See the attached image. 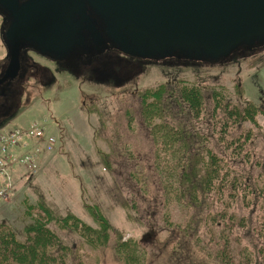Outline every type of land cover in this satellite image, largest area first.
<instances>
[{"label": "rangeland", "instance_id": "374dc122", "mask_svg": "<svg viewBox=\"0 0 264 264\" xmlns=\"http://www.w3.org/2000/svg\"><path fill=\"white\" fill-rule=\"evenodd\" d=\"M35 55H30V60L37 65L19 85L18 104L8 118L0 119V134L34 128L44 136H53L57 143L52 152L41 154L36 172L17 170L13 175L11 193L0 202V234H12L15 241L27 243L31 234L25 230L42 218L43 206L53 217L46 228L57 238L49 251L62 264L63 256L66 264H125L119 260L115 245L127 240L133 241L140 264H206L195 246L208 248L195 240L196 231L226 256L230 255L229 246L234 247L235 264L249 263L252 253L255 264H264L260 245H255L262 241L253 232L255 225L257 231L264 225V47L215 64L153 63L145 68L134 64L105 79L83 67L75 74L56 71L47 59ZM159 86L173 92L167 110L173 115L181 90L195 87L203 95L198 118L191 119V112L182 104L185 116L180 120L197 129L199 136L192 138L198 143L192 145V152L207 146L216 153L224 177L216 182L220 187L208 195L209 199L215 196L213 200L205 205L202 195L198 208L188 196L189 206L180 194L170 191V180L163 182L169 178L168 168L164 166L162 177L160 166H156L152 125H145L140 104ZM215 98L222 104L221 111H213ZM226 103L256 108L253 119L247 117L241 124L228 122L233 125L232 138L222 137L219 122L220 113L229 111ZM233 172H238L235 177L239 183L247 184L234 194L225 186ZM224 210L242 214L237 217L244 218L243 225H235L234 232L231 227L228 230V216L206 220L205 227L200 223L188 234L183 231L188 216L192 219L195 214ZM94 213L101 214L111 228L108 241L102 245H90L92 240L81 224L62 221L73 215L97 229ZM213 222L220 229H214L215 239L227 234L228 248L212 242L209 228Z\"/></svg>", "mask_w": 264, "mask_h": 264}, {"label": "water", "instance_id": "95a60500", "mask_svg": "<svg viewBox=\"0 0 264 264\" xmlns=\"http://www.w3.org/2000/svg\"><path fill=\"white\" fill-rule=\"evenodd\" d=\"M0 5L11 20L5 36L9 64L0 84L16 77L25 44L56 61L65 52L74 54L86 31L99 48L104 37L125 55L211 64L264 44V0H0Z\"/></svg>", "mask_w": 264, "mask_h": 264}, {"label": "trees", "instance_id": "16d2710c", "mask_svg": "<svg viewBox=\"0 0 264 264\" xmlns=\"http://www.w3.org/2000/svg\"><path fill=\"white\" fill-rule=\"evenodd\" d=\"M157 89V91L145 95L140 104L145 125H152L150 129V137L153 144L156 146V166H160V174L162 177L164 176V169L166 168L167 170L168 168L169 178H163V182L170 180L167 186L168 189L172 192L180 194L183 201L188 206L189 204L186 202L187 196L191 200L192 204L198 208L201 205L200 199L202 198V195L205 196L204 204L206 205L215 197L212 196V198L209 199L208 195L211 190H214L217 185L220 187V184H217L216 182L219 179L222 181L224 177L219 164L221 158L212 150L208 149L207 146L197 149L195 148V152L193 153L192 145L197 144L198 139L192 137L199 136L195 132L197 129L195 126L184 125L180 120V116H185L184 111L182 110L184 109L183 105L188 113L189 111L191 112V119L198 118L199 111L203 109V95L201 91L195 87L181 90L175 101L179 105L177 111L173 115L170 111H167L170 109L171 98H173L172 90L163 86H159ZM216 100L217 98H215V100L213 99V111H218L219 109L221 111L222 104ZM225 105L226 107H229V111L222 112L225 116L220 113L219 119L220 127L222 126L221 131L225 133H222V137L232 138L233 125L228 124V122L233 121L241 124V121L247 117L248 119H253L256 108L250 104L244 107L230 103H226ZM168 113H170L173 118L169 117ZM156 120L159 122L158 124H155ZM182 124L184 126H182ZM225 146L228 145L225 144ZM237 173L238 172H233L234 176L232 177V180L230 179L231 182H225V186L228 188L230 186V190L233 194L236 190H244L247 188V184L238 182L235 177ZM177 201L179 203L181 202L180 199ZM41 211L43 214L42 218L36 219L34 223L27 226L25 230L27 234H31L27 243L15 241L12 234H0V264H62L56 261L55 253L49 251V247L54 246L57 243L56 236L46 228V225L53 219V217L48 209L43 206L41 207ZM91 215L98 223L97 229H92L91 227L82 224V222L73 215H68L62 221L67 223V221L73 220L77 224H81L85 233L92 240L90 245L105 244L109 239L108 231L111 230V228L101 214L94 213ZM238 215L243 216L242 214H228L226 210L219 213L208 212V214H195L192 219L189 218L190 216L185 219L186 221L182 228L183 231L188 234V230L191 229L195 231L196 226L200 227L203 225V227H205L206 220H214L216 218L223 219L229 216L226 224L228 225L227 229L229 230L231 227L232 232H234V229L237 227H235V225H243L244 221V218H238ZM258 215L259 214H257L256 217ZM261 216L262 224H264V214H261ZM196 217L198 218L196 219ZM260 228L261 229L257 231L255 225L253 232H255L256 236H258L262 241L257 242L255 245H260L259 252L263 257L264 262V251H262L264 249V225H260ZM209 229L212 235V242L215 244L223 243V245L228 248L226 245L227 234H223L220 237L218 236V238L215 239L216 234L214 229L216 231H219L220 229H218L217 224L214 222L213 228ZM183 231L182 233L186 236ZM195 240L201 242V244L208 248L207 250H203L201 246H195V248L200 249V252H202V258L204 260H200L204 263L235 264L234 262L237 259V254L234 247L231 248L229 246L228 254L230 255L226 256L225 252H222L219 246L216 248L209 246L211 241L204 239L201 234L197 233V231L195 234ZM132 245L133 241L131 240L117 242L115 245V251L118 254L119 260L123 261L125 264H140L138 254L135 253L134 245ZM61 261L66 264L64 256ZM247 262L249 263L238 264H255L256 259H254L253 253L247 259ZM199 263L202 264L201 262Z\"/></svg>", "mask_w": 264, "mask_h": 264}, {"label": "flooded vegetation", "instance_id": "af4514ba", "mask_svg": "<svg viewBox=\"0 0 264 264\" xmlns=\"http://www.w3.org/2000/svg\"><path fill=\"white\" fill-rule=\"evenodd\" d=\"M4 1V0H3ZM26 0H19V3H23ZM10 16L3 6L0 5V43L1 45V57H0V79L5 75L6 70L8 69L9 64V55L7 51V45L5 41L6 33L9 30L10 26ZM98 30H101L99 24L95 26ZM92 37V38H91ZM97 38L94 37L93 33L90 31L85 32L84 44H81L74 49L75 53L71 54L65 52L56 59V62L52 59L44 56H40L28 44H25L21 54L19 56V71L15 78L7 79L0 84V119L8 118L12 110L19 102V85L24 80L26 74H28L35 65L36 61L30 60V55H35L37 57H42V60L47 59L51 65L54 66V69L59 72H67L68 74H75L78 69L87 68L88 71L92 72L93 75H96L100 79L109 78L111 74L117 73V70L120 69H130L134 67V64L142 66L145 68L147 65L156 63H163L167 65L177 64L179 62L176 57H165L162 59H152L146 57H137L133 55H125L120 52L115 44L102 38L104 44L103 47L99 48ZM6 50V52H4ZM32 52V53H30ZM34 53V54H33ZM65 55L63 58L62 56ZM45 58V59H43ZM166 59V60H165ZM192 61V60H190ZM194 64H204L202 61H193ZM119 70V71H120ZM122 75V74H121Z\"/></svg>", "mask_w": 264, "mask_h": 264}, {"label": "built area", "instance_id": "2783aa9c", "mask_svg": "<svg viewBox=\"0 0 264 264\" xmlns=\"http://www.w3.org/2000/svg\"><path fill=\"white\" fill-rule=\"evenodd\" d=\"M31 141H36L33 147ZM54 144L53 137L44 136L41 130L34 128L0 134V202L11 193L15 172H36L41 152H50Z\"/></svg>", "mask_w": 264, "mask_h": 264}, {"label": "bare ground", "instance_id": "6f19581e", "mask_svg": "<svg viewBox=\"0 0 264 264\" xmlns=\"http://www.w3.org/2000/svg\"><path fill=\"white\" fill-rule=\"evenodd\" d=\"M4 52H6V50H4ZM1 53H2V52H1V50H0V57H1Z\"/></svg>", "mask_w": 264, "mask_h": 264}]
</instances>
